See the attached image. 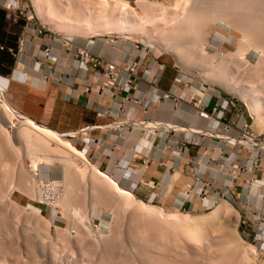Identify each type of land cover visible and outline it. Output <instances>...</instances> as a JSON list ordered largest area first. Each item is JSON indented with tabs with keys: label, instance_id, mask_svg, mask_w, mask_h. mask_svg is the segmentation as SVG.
Segmentation results:
<instances>
[{
	"label": "rangeland",
	"instance_id": "obj_1",
	"mask_svg": "<svg viewBox=\"0 0 264 264\" xmlns=\"http://www.w3.org/2000/svg\"><path fill=\"white\" fill-rule=\"evenodd\" d=\"M191 1L189 5V0H40L45 14L43 20L39 18L34 0H16L13 6L18 2L24 15H33L36 22L43 26L47 23L45 27L53 37H73L79 43L96 40L100 48L107 46L110 54L123 53L128 59L137 50L148 52L145 64L166 65L161 83L165 89L170 87L181 70L183 78H189L195 88L207 89L211 95L222 92L224 97H236L229 91L230 83L250 92L257 90L255 95H260L264 102V0H221L222 4L218 2L221 7H217L214 0L210 3L205 0L209 9L216 10V16H197L190 20L184 8L195 2ZM113 21L144 23L154 34L153 39L140 34L106 35L92 29L107 26L110 31L119 32L110 25ZM20 22L25 24L23 18ZM72 26L85 29L87 35L67 31L66 27ZM99 39L110 40V43ZM171 46L176 51H171ZM218 54L228 55L220 59ZM216 56L220 60L218 65L214 60ZM199 69L209 73V77L198 74ZM214 76L223 78V82L228 80L225 88L215 82ZM4 91L15 110L28 114L23 107L28 96L26 89L21 87L15 98ZM236 98L239 114L243 113L251 119L256 131H263L264 119L258 125L254 123L248 106ZM1 103L0 264H264V237L260 236L262 226L255 234H250L251 227L243 223L247 218L237 202L224 201L229 207L213 224L207 222L209 225L202 231L189 228L184 213L210 212L217 205L213 199L208 201L209 206L196 204L195 200L191 206L180 207L164 202L156 195L148 197L135 193L139 199L178 213L179 218L171 220L162 218L156 212L144 213L134 206H127L124 198L108 189L103 180L96 178L93 181V175L88 176L91 160L89 163L68 152L58 141L48 139L49 144L42 136L41 139L37 137L39 141L35 142L40 143L43 139L44 145H36L35 149H41L40 153L54 159L53 164L45 163L38 170H33L21 134L25 127L21 123L23 119L10 116L12 114L4 110ZM41 106L44 107V103ZM32 133L29 134L32 137H28L34 141L38 134ZM64 139L71 140L68 136ZM159 142L160 138L155 145ZM44 147L49 149L46 151ZM78 148L83 149V146L79 144ZM199 149L194 147L193 153L199 152ZM37 151L35 160L40 156ZM65 166L74 170L70 173V181L73 180L71 183L76 191L72 194V209L81 213L66 211L65 207L50 208L38 202V179L51 177L57 182L63 181ZM102 169L105 170L104 167Z\"/></svg>",
	"mask_w": 264,
	"mask_h": 264
},
{
	"label": "crops",
	"instance_id": "obj_2",
	"mask_svg": "<svg viewBox=\"0 0 264 264\" xmlns=\"http://www.w3.org/2000/svg\"><path fill=\"white\" fill-rule=\"evenodd\" d=\"M15 1L0 0V8L6 9L9 5L15 4ZM23 28L24 25L21 23H7L0 35L5 43H15L17 47L18 39L23 35ZM63 38L53 37L50 34L29 37L26 46L18 54L11 52L10 54L6 49L0 48V86H6V93L11 98H15L16 92L21 87L26 89V93L28 91L23 106L28 114L20 113L37 122L52 125L50 127L63 133L78 131L77 139H73L72 142L77 147L79 144L83 146L81 150L86 152L88 162L92 161L93 165L112 175L122 186L132 189L134 193H143L148 197L156 195L164 202L180 207L191 206L195 200L196 204L202 203L199 198L200 193H185L195 183V178L185 172V167L189 170L194 167L191 164H185V159H175L173 154L157 148L152 149L150 161L144 163L141 153L149 149L154 136H151L150 131L142 136L137 124L128 125L130 122L128 117H134L136 123L142 122L140 120L142 118L149 119V121L169 122L161 125L167 127L178 124L184 127L208 129L211 123L196 116L189 105L176 104L172 100H164L157 104L144 99V104L149 107L144 116L143 110L133 106L130 108V104H127L125 111L122 112L119 109L122 97H117L111 104L114 116H99L97 103L92 108L87 105L89 98L97 101L98 97L87 93L76 94V90L81 92L84 85L77 83L80 79L76 77L75 61L65 58ZM99 40L108 43L107 40ZM48 41L53 46L54 56L47 63L55 65L57 69L64 67L68 77L63 83L46 82L44 79L48 70L40 64V60L43 58V48ZM82 44L92 46L95 52L111 59L121 61L128 59L123 53L110 54L107 46L100 48L96 40H88ZM2 45L9 47V44ZM154 68L157 70L158 67L155 65ZM162 80L163 77L159 83L160 89H172L174 78L167 89L161 86ZM139 87L141 90L137 91L136 95L144 97L147 85L140 81ZM151 91L154 98L160 96L156 89H151ZM42 103L44 107L41 106ZM100 103L110 105L105 97L100 98ZM160 158L166 161L167 166L162 164L163 161ZM171 164H174L173 170L168 169ZM103 167L105 170L102 169ZM256 177L259 180L264 178V158L260 162V168L256 171ZM261 190L263 195L259 199ZM236 194L238 196L236 202L246 215L247 226L251 227L250 234H255L262 226L263 231L260 233L263 236L264 222L260 221V217L264 218V183H262V188L256 183L252 188V193L242 190L241 193ZM209 200L207 199L202 205L209 206Z\"/></svg>",
	"mask_w": 264,
	"mask_h": 264
},
{
	"label": "built area",
	"instance_id": "obj_3",
	"mask_svg": "<svg viewBox=\"0 0 264 264\" xmlns=\"http://www.w3.org/2000/svg\"><path fill=\"white\" fill-rule=\"evenodd\" d=\"M6 9L7 20L10 23H19L22 18L25 20L23 35L18 39L17 47L7 48L12 54L20 53L29 37L53 35L48 33L45 26L36 22L33 15H24L18 2L16 6L9 5ZM62 45L65 48V58L75 61L76 77L80 79L77 83L84 85L81 92L76 90V94L87 93L98 97L97 101L89 98L87 105L92 108L97 103L99 116H114L111 104L117 97H122V103L119 105L122 112L125 111L126 105L130 104V108L133 106L143 110L144 116L149 110L144 104V99L157 104L164 100H172L176 104L189 105L196 116L211 123L208 129L191 128L189 136L188 130L167 126L148 127L143 123L149 119L142 118L140 119L142 122L136 123L134 117H128L130 120L128 125L137 124L142 136L147 135L148 131L154 136L149 149L141 153L144 163L150 161L152 149L159 148L163 152L173 154L175 159H185V164L194 167L191 170L185 167L186 174L195 178V183L185 193H200L205 198L210 197L211 193H216L215 196L219 199L236 202L238 199L236 193H241L242 190L250 193L252 186L260 182L256 177V171L264 158V130L256 131L251 119L243 113L239 114L236 97L232 95L224 97L222 92L219 95H211L207 89H197L189 78L182 77L181 70L174 78L172 89H160L159 83L167 68L161 63L155 70V63L145 64L148 52L140 53L137 50L132 58L121 61L97 53L92 47L77 42L73 37H64ZM0 48L5 47L0 44ZM52 56L53 46L48 41L40 60V64L48 70L44 79L46 82L63 83L68 74L64 67L57 69L55 65L47 63ZM140 81L147 85L144 97L136 95V92L141 90ZM151 89L159 91L160 96L154 98ZM101 97L108 99L110 105L100 103ZM78 134L79 132L75 131L69 137L75 140ZM158 138L160 142L155 145ZM194 147H199V152L194 154ZM161 160L162 164L167 166L166 161ZM174 168V164L168 166L169 170ZM63 192L64 188L59 182L51 177L42 178L39 181L38 202L56 208ZM261 221L264 222V218ZM243 223L246 224V221Z\"/></svg>",
	"mask_w": 264,
	"mask_h": 264
},
{
	"label": "bare ground",
	"instance_id": "obj_4",
	"mask_svg": "<svg viewBox=\"0 0 264 264\" xmlns=\"http://www.w3.org/2000/svg\"><path fill=\"white\" fill-rule=\"evenodd\" d=\"M36 3H37V13L39 15V18L40 19H44L43 16L45 15L44 14V8L42 7V5L40 4V0H34ZM216 1V2H215ZM223 1V0H222ZM232 1H236V0H232ZM178 2V1H177ZM190 2H192L191 0H189V2L187 4H191ZM210 3V0L208 1ZM215 3H217V7L220 6L221 7V4L223 2H221V0L217 1V0H214ZM213 2V3H214ZM218 2H221V4H218ZM225 2V0H224ZM238 2V1H237ZM179 3V2H178ZM212 3V1H211ZM240 3V1H239ZM177 4V3H176ZM186 4V5H187ZM199 5V6H198ZM215 6V5H214ZM243 6V4H242ZM178 7V6H177ZM185 10V14H186V17L188 16V18L190 20H192L194 17H199V16H213L215 17L216 16V10L214 11V9L212 8H208V5H207V2H205V0H195V2L187 8L185 7L184 8ZM213 11H212V10ZM221 9V8H220ZM224 9V8H223ZM245 9V8H244ZM231 10V9H230ZM252 10V9H251ZM221 11V10H219ZM216 12V13H215ZM215 13V14H214ZM262 13V12H261ZM44 14V15H43ZM219 14V13H218ZM221 14V13H220ZM259 15V14H258ZM263 15V13H262ZM185 16V15H184ZM197 17V18H198ZM255 17V16H254ZM212 18V17H211ZM252 18V17H251ZM195 19V18H194ZM221 19V18H220ZM228 19V18H227ZM114 20V19H113ZM129 20V19H128ZM131 20V19H130ZM136 20V19H135ZM252 20V19H251ZM126 22V21H125ZM129 22L128 24L124 23L122 24V22H119V21H113L110 25L113 26V27H116L118 29L119 32H113V31H110V29L107 27H103V26H96L95 29L94 27L92 28L93 30H96V31H101L103 32L104 34L106 35H110V34H113V33H126V34H140L141 37H144V38H147V39H153L152 38V32L148 29L149 27L144 24V23H138V22H130V21H127ZM45 26H47V23H44ZM256 24V23H255ZM54 26H57L56 24H53ZM258 25V24H257ZM230 26V25H229ZM255 26V25H254ZM58 28H62L60 26H57ZM67 28V31H72L71 33L74 32V34H77V35H87V33L85 32H88V31H84L85 29H82L80 27H76V26H72V27H66ZM261 29V28H260ZM69 31V32H70ZM250 31V30H249ZM195 32V31H194ZM91 33V32H90ZM198 33V32H197ZM255 37V36H254ZM193 38V37H192ZM190 41V40H189ZM244 41V40H243ZM248 41V40H247ZM156 42V41H155ZM110 43V40L109 42ZM134 43V42H133ZM163 44V43H161ZM84 45H87V44H84ZM258 45V44H257ZM262 45V44H261ZM90 46V45H88ZM92 47V46H90ZM93 48V47H92ZM166 48V47H165ZM240 48V47H239ZM241 49H243L241 47ZM171 51H176L175 50V47L174 46H171ZM238 50V49H237ZM244 50V49H243ZM241 50V51H243ZM264 50V49H263ZM239 51V50H238ZM240 51V52H241ZM262 51V50H261ZM176 53V52H175ZM238 53V52H237ZM245 53V51L243 52ZM262 54V53H261ZM216 55V54H215ZM219 55V54H218ZM228 55V54H226ZM226 55L224 54H220L219 55V58L223 59V57H226ZM240 55V54H239ZM244 55V54H242ZM219 58L216 56L214 58V60L216 61L215 63H220V60ZM228 58V57H227ZM225 59V58H224ZM225 63V62H224ZM222 63V64H224ZM216 65V66H217ZM258 65V64H257ZM221 66V65H220ZM197 70V69H196ZM213 71V70H212ZM223 71V70H222ZM198 74H200L201 76L203 77H209V73H207L206 71H202V69L198 70L197 71ZM217 73V72H216ZM214 73V74H216ZM224 74V73H223ZM222 74V75H223ZM217 76V75H216ZM215 77V76H214ZM225 79V78H224ZM215 82L220 85L221 87L223 86L224 87V84L226 81H228L226 79V81L223 82V78H220V77H215ZM229 82H231L229 80ZM228 83V82H227ZM233 83V82H232ZM234 85V84H233ZM226 86V85H225ZM237 86V85H236ZM200 87V86H198ZM225 88V87H224ZM228 88V87H227ZM198 89V88H197ZM256 89V88H255ZM258 89V88H257ZM6 90V86H0V98H1V106H3L4 110H6L7 112L11 113L12 115L10 116H16V117H20L23 119V122L21 123H24V129L23 131L21 132V134H23V138L25 139V149L26 151L28 152V156L31 158L32 160V163H33V170H38L39 169V166L42 165V164H51L53 162L54 159L50 158V157H46V154L43 155L42 153H40L41 149H38V151L35 149L36 145H42L45 141V139L47 138V141L45 142H48V139L49 140H55L58 141L59 143H61L63 145V147H65V149L68 150V152L70 151L71 153L73 152L74 155H78L80 156L81 158H83L84 160L88 161V158H87V154L85 151L79 149L76 145L73 144V142L71 140H66L64 139V137H69L70 134H72L73 132H69V133H63V132H60L58 131L57 129H54L53 127H50L48 125H45V124H42L40 122H37L35 121L34 119L30 118L29 116H26L22 113H20L19 111L15 110L11 104L8 102V100L6 99L5 97V91ZM249 89L245 90V89H242V88H237L235 86H232V84L229 83V91L231 94H234L236 97H238L241 101L245 102V104L248 106V109L250 111V114L251 116L254 118L255 122L257 125L260 124L263 119H264V115H263V112H264V102H263V99L260 98V95H255L256 91H253L251 90L252 92H250V90L248 91ZM259 93V92H257ZM2 108V107H1ZM8 114V113H7ZM12 118V117H11ZM140 123V122H139ZM169 123V122H168ZM168 123H163V121H149V122H146V123H143V124H146L148 127H161V125L163 124H168ZM23 125V124H22ZM2 126V125H1ZM169 127V126H168ZM178 127L180 128H183L184 130H188V135L190 136L191 135V128H193L192 126L191 127H184V126H181V125H178V124H174L173 125V128L177 129ZM178 128V129H180ZM196 129V128H195ZM32 132H35L36 135L35 138L36 140H30L28 136H31L29 135L30 133ZM201 133V131H200ZM33 135V133H32ZM41 136L43 137L42 140H40V143H36L35 141H39V139H37V137H40L41 139ZM32 137V136H31ZM45 137V138H44ZM34 138V137H33ZM34 138V139H35ZM32 139V138H31ZM8 141V140H7ZM23 141V140H22ZM34 142V143H33ZM43 142V143H42ZM36 143V144H35ZM50 144V142H48ZM24 144V143H23ZM46 144V143H45ZM35 145V146H34ZM44 145V144H43ZM42 145V146H43ZM61 145V146H62ZM10 146V145H9ZM41 146V147H42ZM50 147V146H48ZM48 147H44L46 149V151L49 149ZM42 148V149H44ZM54 149V148H53ZM57 150V149H56ZM62 150V149H61ZM66 150V152H67ZM10 151V150H9ZM35 151L39 152L40 153V156L38 157L39 159H36L35 160V156H38V154L35 153ZM44 151V152H46ZM43 152V151H42ZM50 152V151H49ZM55 152V151H54ZM71 153H69L71 155ZM68 154V153H67ZM53 156V154H52ZM55 156V155H54ZM77 156V157H78ZM18 157V156H17ZM67 157V156H66ZM76 157V158H77ZM5 158V157H4ZM72 159V158H71ZM70 159V160H71ZM64 161V160H63ZM69 161V160H68ZM67 162V161H66ZM74 162V161H72ZM68 163V162H67ZM53 164V163H52ZM51 164V165H52ZM91 165V168L90 170H88V176L90 177V175H93L91 177H93V181L96 179V178H99L101 180H103L108 186L109 188L108 189H111L113 190L114 194L117 193L116 195H118L119 197L121 198H124L125 200V203L127 206H134L135 208H137V210L139 211H143L144 213H150V212H156L158 215L162 216V218L166 217V218H170L171 220L172 219H178L179 218V215L178 213H175V212H171V211H167L164 209L163 206H160V205H156V204H151V203H148L142 199H139L136 197L134 191L131 189H128L124 186H122L112 175H110L109 173L105 172V171H102L100 170L97 166L93 165V164H90ZM49 166V165H48ZM68 167V166H67ZM89 167V165H88ZM64 172H65V176H64V180L63 181H59L60 183L64 182V192L62 194V197L59 201V203L57 204V208L59 207H65L66 211H70V212H73V211H76L75 213L77 214V210H73L72 207V194L76 191H74V185L72 186V181H70L71 178V169L70 167L66 168V166L64 167ZM72 168V167H71ZM66 170V171H65ZM70 172H69V171ZM82 172V171H81ZM15 173V172H14ZM85 173V172H84ZM75 174V173H74ZM80 175V174H79ZM85 175V174H84ZM87 177V176H86ZM39 178V177H38ZM43 178V177H42ZM46 178V177H44ZM41 178L38 179V194H39V181H40ZM98 180V179H97ZM80 181V180H79ZM27 183V182H26ZM260 186H262V183H264V178L262 180H260V182H257ZM28 184V183H27ZM63 184V183H62ZM74 184V183H73ZM256 184V183H255ZM254 184V185H255ZM253 185V186H254ZM29 186V185H28ZM107 186V187H108ZM252 186V188H253ZM252 188L250 189V193H252ZM262 188V187H261ZM74 191V192H73ZM112 192V193H113ZM109 193V192H108ZM259 193H261L258 197H262V193L263 191L261 190ZM9 194V193H8ZM76 194V193H75ZM91 194V193H90ZM74 195V194H73ZM107 197V196H106ZM215 197V196H214ZM79 198V197H78ZM200 200L203 202H205L207 199H213L214 202L217 203V205L215 206V208L213 210H211L210 212H206V213H202V214H190V213H184V217L186 218V220H188L189 222V228H195V230H199V231H202L201 229L204 230V228H206V225L208 226L210 223L209 222H212L213 224V221H216L219 217L222 216V214L226 211V209L229 207L227 206L224 202L225 199H221V201H218L216 200L215 198L213 197H206V198H203L201 196H199ZM109 199V198H108ZM227 201V200H226ZM124 203V204H125ZM92 204H96V203H92ZM93 205V206H94ZM96 206V205H95ZM95 208V207H94ZM76 209V208H75ZM68 213V212H66ZM81 213V212H80ZM151 213V214H152ZM180 213V212H179ZM75 214V215H76ZM181 214V213H180ZM183 214V213H182ZM70 215V214H69ZM77 216V215H76ZM81 217V216H80ZM77 219V218H76ZM81 219V218H80ZM187 222V223H188ZM207 222L209 224H207ZM227 222V221H226ZM72 224V223H71ZM211 225V224H210ZM222 227V226H220ZM225 227V226H224ZM216 228V226H215ZM232 230V229H231ZM114 231V230H113ZM57 250V249H56Z\"/></svg>",
	"mask_w": 264,
	"mask_h": 264
},
{
	"label": "trees",
	"instance_id": "obj_5",
	"mask_svg": "<svg viewBox=\"0 0 264 264\" xmlns=\"http://www.w3.org/2000/svg\"><path fill=\"white\" fill-rule=\"evenodd\" d=\"M7 23H10L7 20V11L5 9L0 8V32L2 31V28L4 27V25H6ZM21 23V22H20ZM0 42L2 44H9V47H16L15 43H5L4 39L1 37L0 35ZM4 49H6V51L8 53H10V51L7 49V47H5ZM11 54V53H10ZM5 59H7V57H4Z\"/></svg>",
	"mask_w": 264,
	"mask_h": 264
}]
</instances>
